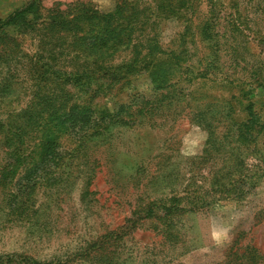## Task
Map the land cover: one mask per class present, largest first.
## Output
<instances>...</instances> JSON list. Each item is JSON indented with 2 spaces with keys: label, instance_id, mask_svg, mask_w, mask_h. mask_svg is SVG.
Segmentation results:
<instances>
[{
  "label": "rangeland",
  "instance_id": "obj_1",
  "mask_svg": "<svg viewBox=\"0 0 264 264\" xmlns=\"http://www.w3.org/2000/svg\"><path fill=\"white\" fill-rule=\"evenodd\" d=\"M122 1L42 3L45 9L89 3L109 14ZM140 1L146 16L134 33L138 48L122 50L110 64L121 66L140 53L141 67L148 61L202 70L210 65V81H182L159 91L150 72L139 70L88 93L71 86L60 91L55 83L45 90L39 73L63 77L82 62L46 32L11 29L2 38L0 137L42 90L62 93L68 108L91 106L118 114L97 138L91 133L88 141L64 138L71 176L50 187L59 170L45 175L23 198L27 211H10L0 189V264H264V176L240 201L211 188L219 172L222 177L233 165L222 145L238 141V125L251 112L252 136L264 145V0H212L221 22L212 38L219 46L198 31L209 0H198L195 11L171 18ZM27 2L0 0V19ZM235 96L244 97V105ZM40 136L34 129L27 140L34 144ZM201 196L204 208L192 215L176 213L177 228L168 232L169 221L159 220L158 207L175 197L188 202Z\"/></svg>",
  "mask_w": 264,
  "mask_h": 264
},
{
  "label": "trees",
  "instance_id": "obj_2",
  "mask_svg": "<svg viewBox=\"0 0 264 264\" xmlns=\"http://www.w3.org/2000/svg\"><path fill=\"white\" fill-rule=\"evenodd\" d=\"M198 0H146L157 7L161 17H176L185 11L196 9ZM140 0H123L109 14H101L91 4L77 2L61 9L60 5L45 9L42 0H28L22 7L13 11L4 19H0V44L6 37L8 30L46 32L57 38L61 44L60 49L67 51V55L73 56L82 63L70 72H63L54 76L48 75V70L39 73L40 83L45 87L49 83H55L56 87L69 92L67 86L78 89L81 93H88L95 86L98 88L109 87L115 80L123 78L131 72L147 70L150 72L152 82L157 90L174 89L182 81L196 83L201 79L203 84L210 81L208 77L212 66L207 69H193V67L179 66L162 63L153 65L148 61L144 67L139 64V55L133 60L123 63L121 66L110 64L115 55L122 50L138 48L134 45L136 31L141 30L146 14L141 7ZM210 11L198 25V31L202 38L220 43L217 38H212L216 29L221 25L220 18L216 14V2L209 0ZM187 28L192 20H186ZM218 32V29H217ZM58 47V46H55ZM155 51V48H152ZM137 52H139L137 50ZM65 54V55H66ZM66 55V56H67ZM217 69V66H215ZM197 72V73H196ZM126 73L124 76L123 74ZM54 74V73H51ZM190 76V77H189ZM51 87H47L45 90ZM42 90L37 96V102L27 109L15 115L13 121L7 124L8 130L5 136L0 137V189L3 190L4 199L10 211H17L21 207L26 210L23 198L28 196L31 188L38 181H42L45 175L58 171L59 175L52 177L50 187L64 180L62 176H71L66 171L70 161L65 156L68 149L65 145L68 141L64 138H72L78 141H88L92 136L97 138L101 133L109 131L110 124L117 114L108 111H98L91 106L69 107V100H65L62 93L53 90ZM195 91H191L192 95ZM182 94L181 90L179 92ZM96 94V93H95ZM244 94L243 96H246ZM239 104L244 105L240 98ZM251 112V111H250ZM11 116L9 120L12 118ZM234 120L232 119V122ZM122 122H125L122 118ZM255 119L251 112L247 118L238 125V141L234 144L222 145L226 147V155L233 159V165L223 173L211 188L233 201L245 199L251 189L256 187L257 180L264 176V150L261 141H254L252 131L255 129ZM236 126V123H234ZM4 125L0 124V128ZM37 130L41 134L40 141L31 144L28 141L29 131ZM250 134V135H249ZM36 142V141H35ZM218 153H222L221 147ZM217 149V150H218ZM75 152V150L71 151ZM210 156V152L207 151ZM254 159L256 164L249 165L247 161ZM64 169V170H63ZM212 184V183H211ZM205 197H194L188 202L181 198L171 199L170 205L162 204L158 207L160 221H169L165 224L168 232L173 233L177 227L172 218L179 213L196 214L203 209ZM208 204V203H206ZM151 214L154 210L151 209Z\"/></svg>",
  "mask_w": 264,
  "mask_h": 264
}]
</instances>
